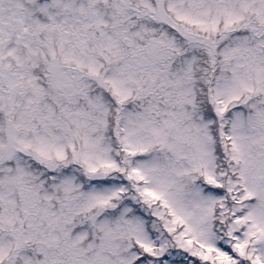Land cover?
<instances>
[{
    "label": "snow or ice",
    "instance_id": "snow-or-ice-1",
    "mask_svg": "<svg viewBox=\"0 0 264 264\" xmlns=\"http://www.w3.org/2000/svg\"><path fill=\"white\" fill-rule=\"evenodd\" d=\"M0 264H264V0H0Z\"/></svg>",
    "mask_w": 264,
    "mask_h": 264
}]
</instances>
